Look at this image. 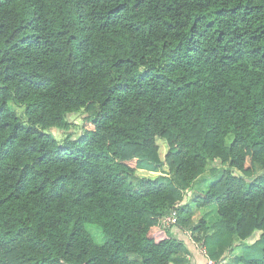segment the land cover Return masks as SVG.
Returning a JSON list of instances; mask_svg holds the SVG:
<instances>
[{
	"label": "trees",
	"instance_id": "trees-1",
	"mask_svg": "<svg viewBox=\"0 0 264 264\" xmlns=\"http://www.w3.org/2000/svg\"><path fill=\"white\" fill-rule=\"evenodd\" d=\"M177 203L264 264V0H0V264H184Z\"/></svg>",
	"mask_w": 264,
	"mask_h": 264
},
{
	"label": "crops",
	"instance_id": "crops-1",
	"mask_svg": "<svg viewBox=\"0 0 264 264\" xmlns=\"http://www.w3.org/2000/svg\"><path fill=\"white\" fill-rule=\"evenodd\" d=\"M213 182L214 180L211 181L209 187L211 186ZM198 194H200L199 191H198ZM187 200H188L187 202H189L190 204L191 198H188ZM196 213H197L196 217L198 219L199 217H202L203 214H205V211H197ZM169 230L171 234L175 236V238L178 241H180L185 248V253L183 255L185 259L183 262L184 264H206L207 257L203 255V252L201 251L200 246L194 242V240L192 239L188 231L182 230L181 228L177 226L172 227ZM242 248L244 250V246L241 244H238L233 249L232 248L227 249L220 258L214 259V260L225 262V264H230L231 261L237 259V257L242 252ZM181 261H183V259Z\"/></svg>",
	"mask_w": 264,
	"mask_h": 264
},
{
	"label": "rangeland",
	"instance_id": "rangeland-1",
	"mask_svg": "<svg viewBox=\"0 0 264 264\" xmlns=\"http://www.w3.org/2000/svg\"><path fill=\"white\" fill-rule=\"evenodd\" d=\"M81 116H82V114H77V115H72V116L69 117V122L72 125V129H73L72 132H73V134H74L75 137L81 135V133H82L83 121L81 119ZM47 133L50 134V135H52V136H54V137H56L59 140H62L65 137L64 136V132H62V131L50 130V131H47ZM232 138H233L232 135H230L228 137V140H227V144L228 145L231 143ZM162 151H163V149H162ZM211 181H213L212 176H209L207 174V176L204 177V179L202 180V182L199 183L196 186V188L194 187V192L195 193H198V191H199V193H201L202 191L207 190L208 187H209V185H210V183H211ZM211 208L216 209V205L212 206ZM88 228H89V231L91 232V234L93 235V237L95 238V240L99 244H101L102 241H103V237H102V234L100 233V231L98 229H96L95 227H93V226H89Z\"/></svg>",
	"mask_w": 264,
	"mask_h": 264
},
{
	"label": "built area",
	"instance_id": "built-area-1",
	"mask_svg": "<svg viewBox=\"0 0 264 264\" xmlns=\"http://www.w3.org/2000/svg\"><path fill=\"white\" fill-rule=\"evenodd\" d=\"M180 207H181V203H177L175 205L174 209L172 210L171 214L166 218L165 224H166V228L167 229H170L172 227H176L177 226V223H178V213H179L178 209ZM190 236H191V233H190ZM200 248H201V251L203 252V255L207 257L206 264H225V262L216 261L214 259H211L208 256V252H207V249L205 247H201L200 246Z\"/></svg>",
	"mask_w": 264,
	"mask_h": 264
}]
</instances>
